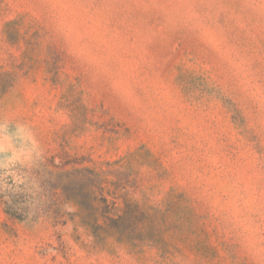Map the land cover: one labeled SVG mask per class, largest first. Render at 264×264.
Segmentation results:
<instances>
[{
	"label": "rangeland",
	"instance_id": "rangeland-1",
	"mask_svg": "<svg viewBox=\"0 0 264 264\" xmlns=\"http://www.w3.org/2000/svg\"><path fill=\"white\" fill-rule=\"evenodd\" d=\"M0 264H264V0H0Z\"/></svg>",
	"mask_w": 264,
	"mask_h": 264
},
{
	"label": "clouds",
	"instance_id": "clouds-1",
	"mask_svg": "<svg viewBox=\"0 0 264 264\" xmlns=\"http://www.w3.org/2000/svg\"><path fill=\"white\" fill-rule=\"evenodd\" d=\"M7 124H0V152L11 153L9 163L28 161L33 152L40 155L38 142L34 138L31 130L24 125H16L15 135L21 141V147L17 149L11 142V137L7 134Z\"/></svg>",
	"mask_w": 264,
	"mask_h": 264
},
{
	"label": "trees",
	"instance_id": "trees-1",
	"mask_svg": "<svg viewBox=\"0 0 264 264\" xmlns=\"http://www.w3.org/2000/svg\"><path fill=\"white\" fill-rule=\"evenodd\" d=\"M0 203L5 206L6 213L13 219L22 220L24 216L19 214L18 211H21L22 208V201L21 197L18 194H7L5 196H0Z\"/></svg>",
	"mask_w": 264,
	"mask_h": 264
}]
</instances>
